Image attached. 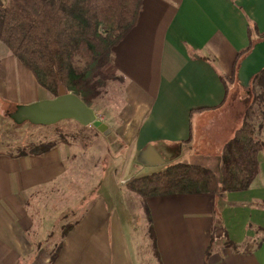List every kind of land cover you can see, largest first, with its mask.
I'll return each instance as SVG.
<instances>
[{
  "label": "crops",
  "instance_id": "obj_1",
  "mask_svg": "<svg viewBox=\"0 0 264 264\" xmlns=\"http://www.w3.org/2000/svg\"><path fill=\"white\" fill-rule=\"evenodd\" d=\"M263 35L264 0H141L135 25L113 48L125 99L118 116L125 109V123L121 116L116 125L102 121L96 128L118 131L127 139L136 160L145 157L143 163L136 161L138 166L187 163L217 172L222 145L232 136L241 113L237 102L223 105L224 77L232 74L239 54ZM13 59L15 63L0 59L4 101L5 78L15 64L32 78L23 79L22 95H30L32 81L37 84ZM7 87L11 90V82ZM260 138L257 174L246 190L238 192L218 189L136 203L125 186L135 174L131 159L121 174L126 178L118 182L109 174L106 185L110 184L97 194L106 198L102 204L87 216L84 210V218L72 224L59 225L61 247L52 262L54 245L46 249L43 243L51 237L55 215H47L51 205L35 202L68 187L76 154L68 144L41 155L1 153L0 264H139L132 239L134 224H141L136 218H146L142 205L149 212L158 260L153 251L152 257L158 264H264V127ZM112 160L116 159L109 163ZM55 207L62 211L70 206ZM67 225L72 227L62 238ZM222 241L226 243L221 245Z\"/></svg>",
  "mask_w": 264,
  "mask_h": 264
},
{
  "label": "trees",
  "instance_id": "obj_2",
  "mask_svg": "<svg viewBox=\"0 0 264 264\" xmlns=\"http://www.w3.org/2000/svg\"><path fill=\"white\" fill-rule=\"evenodd\" d=\"M140 8L141 0H7L0 4V43L51 98L56 97L58 87L62 86L87 107L94 108L108 86L119 80L113 65V48L135 25ZM263 38L264 35L254 43ZM253 44L239 54L232 74L223 80V105L237 99L241 105V118L239 114L237 120L241 122L222 145L217 172L199 165L171 164L164 170L129 179L125 184L129 192L145 200L218 189L222 193L238 192L249 187L258 171L264 108L253 126L248 119L254 115V110L245 105L251 97L256 101L261 99L264 107V69L251 79L248 89L239 86L236 71ZM92 127L81 126L82 130ZM60 143L66 142L58 137L42 145L12 149V154L2 151L0 154L41 155ZM142 208L153 255L158 260L149 212L145 205ZM71 227L63 229L62 238ZM227 245L231 247L232 243ZM60 247L61 243L51 252L50 262L56 259Z\"/></svg>",
  "mask_w": 264,
  "mask_h": 264
},
{
  "label": "rangeland",
  "instance_id": "obj_3",
  "mask_svg": "<svg viewBox=\"0 0 264 264\" xmlns=\"http://www.w3.org/2000/svg\"><path fill=\"white\" fill-rule=\"evenodd\" d=\"M6 1L7 0H0V4H4ZM1 52H3V54H1ZM2 58H4V60L10 58L11 61L15 63L7 48L0 43V59ZM18 70H20L22 74H26L27 77H24V75H22ZM5 79H8V83L11 82V90H8V83L5 84L4 89H7V101H4V96L6 95L4 91H2L0 95V151L12 154V149H21L26 145L27 148H29L30 144L34 146L42 145L50 140H57L58 137H61V139L66 142L64 145L68 143V146L71 148V153L76 154L75 157L71 158L70 168L73 174L69 180L68 187L63 188V191L60 193L54 192L52 195L47 194V196L45 195L35 202L39 205H51V207L47 206V208H49L48 210H50V213L47 215H55L54 219H56L52 228L51 237L47 236L43 243V247L46 249H48L47 246L49 244L50 247L54 245V249L59 244L60 234L57 232L59 225L72 224L75 221L84 218V210L87 211V216L95 205L102 204L101 199L103 196H97V194H103L106 187L110 184L111 181H109V184L106 185L108 177L110 176L109 174H115L118 178L116 179L118 182L120 179L126 178L127 175L121 177V174L126 172V166L130 165L131 159L134 160V177L148 174L151 171H161L167 167L168 164L149 166L148 162L143 166H138L136 161L143 163L145 157L142 155L136 160L137 155H133L132 151L128 148L129 143L127 142V139L123 137L120 138L122 135L119 134L118 131L110 132V129L103 130L101 128L100 132L96 127L82 130L81 126L73 120H65L51 126H32L28 123L14 125V123L9 119L8 114L11 113L16 106L46 100L47 97L49 98L50 96H47L44 90L37 86L34 81L29 84L30 95H22L20 93V88L21 90L25 89V81L23 79L32 78L23 70V68H21V66H16V64L12 67L11 73H9ZM9 79H18V81H11ZM123 96L124 92H122V86H120L119 80H115L108 86L104 96L99 99L98 104L93 108L97 119L100 122L103 121V123L108 126L113 124L116 125L118 123V119L122 116L125 123L126 110L124 109L122 113H120V116H118V112H120V110L125 106V99ZM260 100L256 101L250 97L246 101L245 107H251V109L254 110L253 114L255 116L253 115L251 119H248L253 126H256L258 123V120L255 118L258 117L259 112L262 108H264L262 107L263 102ZM235 102H237V99ZM243 116L245 115L243 114ZM228 117L229 115L226 114V118ZM240 118L241 114L239 115V119ZM239 119L235 121V126L241 122ZM130 126L131 122L128 124V133L131 131ZM195 128H197L196 125ZM115 136H117V139ZM61 145H63V143H60L58 146ZM111 158H115L117 161L112 160L113 162L109 163ZM103 177H107L106 181H103ZM217 178L219 179V176ZM131 195H134L136 203H138V200L139 202L142 200L134 193ZM103 199L105 200L106 198L104 197ZM129 202L130 201L128 199V203ZM131 203L133 204V202ZM67 204L70 207L62 211L56 209L55 207L57 205ZM45 216L46 215H44L43 218ZM137 220L141 222L140 225L136 222ZM135 222V230H133L134 238L132 241L135 242L133 247L135 249L137 247L136 257L138 263L158 264L157 260L152 257V244L148 237V230L144 217H137ZM225 243V241H222L221 245H224ZM208 253L209 251L207 252V255ZM205 257H207L206 253Z\"/></svg>",
  "mask_w": 264,
  "mask_h": 264
},
{
  "label": "water",
  "instance_id": "obj_4",
  "mask_svg": "<svg viewBox=\"0 0 264 264\" xmlns=\"http://www.w3.org/2000/svg\"><path fill=\"white\" fill-rule=\"evenodd\" d=\"M264 69V38L253 44L250 51L239 62L236 79L242 89H248L251 79ZM16 125L28 123L32 126H51L65 120H73L80 126L98 127L93 108L87 107L78 97L59 86L54 98L18 105L8 114ZM153 154V153H152ZM151 162H155L152 158Z\"/></svg>",
  "mask_w": 264,
  "mask_h": 264
}]
</instances>
